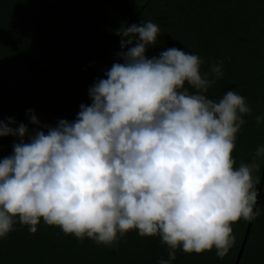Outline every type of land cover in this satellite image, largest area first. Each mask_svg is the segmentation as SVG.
I'll return each mask as SVG.
<instances>
[{"label": "clouds", "instance_id": "1", "mask_svg": "<svg viewBox=\"0 0 264 264\" xmlns=\"http://www.w3.org/2000/svg\"><path fill=\"white\" fill-rule=\"evenodd\" d=\"M115 34L122 62L94 80L74 120L42 124L29 109L31 130L0 121V137L14 138L0 158V240L17 222L35 234L42 221L104 247L131 231L159 237L167 259L157 264H172L178 249L223 258L232 225L260 215L253 172L264 145L250 163L232 156L252 109L231 89L207 95L222 62L203 71L198 55L176 47L147 56L161 37L151 20ZM254 119L264 124V114Z\"/></svg>", "mask_w": 264, "mask_h": 264}, {"label": "trees", "instance_id": "2", "mask_svg": "<svg viewBox=\"0 0 264 264\" xmlns=\"http://www.w3.org/2000/svg\"><path fill=\"white\" fill-rule=\"evenodd\" d=\"M151 20L161 30L159 43L146 52L158 55L176 47L198 55L203 71L217 61L222 78L207 95L227 90L244 97L252 112L237 134L234 166L252 162L264 145V0H0V121L33 126L28 110L43 124L74 120L79 105L89 104L88 89L103 77L120 51L116 30ZM15 126V125H14ZM12 137H0V158L11 154ZM253 176L260 188L264 157ZM239 264H264V180ZM249 222L232 225L235 243L218 258L215 250L187 254L177 250L172 264H235ZM167 259L159 237L131 231L116 247L77 240L41 221L35 234L18 222L0 240V264H157Z\"/></svg>", "mask_w": 264, "mask_h": 264}, {"label": "water", "instance_id": "3", "mask_svg": "<svg viewBox=\"0 0 264 264\" xmlns=\"http://www.w3.org/2000/svg\"><path fill=\"white\" fill-rule=\"evenodd\" d=\"M263 180H264V171H263L262 177H261L260 188L258 189L257 203L259 201V197H260V193H261V189H262V185H263ZM256 207H257V204H256ZM254 210H255V208H254ZM252 221H249V223H248V226H247V229H246V234H245L244 240L242 241V244H241L239 253L237 255V259L235 261V264H239V261L241 259V256H242V253L244 251V248H245V245H246V242H247V238H248V235H249V232H250Z\"/></svg>", "mask_w": 264, "mask_h": 264}]
</instances>
